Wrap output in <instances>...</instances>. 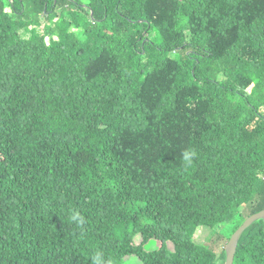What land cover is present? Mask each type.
<instances>
[{
    "label": "trees",
    "instance_id": "obj_1",
    "mask_svg": "<svg viewBox=\"0 0 264 264\" xmlns=\"http://www.w3.org/2000/svg\"><path fill=\"white\" fill-rule=\"evenodd\" d=\"M263 210L264 0H0V264H218Z\"/></svg>",
    "mask_w": 264,
    "mask_h": 264
},
{
    "label": "rangeland",
    "instance_id": "obj_2",
    "mask_svg": "<svg viewBox=\"0 0 264 264\" xmlns=\"http://www.w3.org/2000/svg\"><path fill=\"white\" fill-rule=\"evenodd\" d=\"M33 30L32 28H30L29 30H26L24 32H22V36L25 38H30L31 35L33 34ZM221 234L220 232L217 231H212L211 229L207 228V227H202L196 234L195 236V241L198 245H206L209 246L210 243L212 242L214 237H220ZM140 241V239L137 237L136 238V242L138 243ZM156 249V245L151 244V246L148 248V250H155ZM169 249L171 248V245H169ZM124 264H140L139 259L135 258V257H128L125 259V263ZM218 264H225V262H219Z\"/></svg>",
    "mask_w": 264,
    "mask_h": 264
},
{
    "label": "water",
    "instance_id": "obj_3",
    "mask_svg": "<svg viewBox=\"0 0 264 264\" xmlns=\"http://www.w3.org/2000/svg\"><path fill=\"white\" fill-rule=\"evenodd\" d=\"M92 15V13H90ZM264 220V210L260 211L259 213L253 214L250 217H248L242 225L232 234L229 241L227 242V245L225 247L226 252V258H225V264H233L234 257L236 254L237 244L238 240L241 236V234L250 227L253 223Z\"/></svg>",
    "mask_w": 264,
    "mask_h": 264
},
{
    "label": "clouds",
    "instance_id": "obj_4",
    "mask_svg": "<svg viewBox=\"0 0 264 264\" xmlns=\"http://www.w3.org/2000/svg\"><path fill=\"white\" fill-rule=\"evenodd\" d=\"M189 156H190L189 153H185V154H184V159H185V160H189ZM189 162H190V161H189Z\"/></svg>",
    "mask_w": 264,
    "mask_h": 264
}]
</instances>
